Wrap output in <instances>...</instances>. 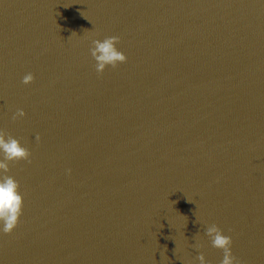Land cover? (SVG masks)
I'll use <instances>...</instances> for the list:
<instances>
[{
  "label": "water",
  "instance_id": "1",
  "mask_svg": "<svg viewBox=\"0 0 264 264\" xmlns=\"http://www.w3.org/2000/svg\"><path fill=\"white\" fill-rule=\"evenodd\" d=\"M0 135V264H264V0H0Z\"/></svg>",
  "mask_w": 264,
  "mask_h": 264
},
{
  "label": "clouds",
  "instance_id": "2",
  "mask_svg": "<svg viewBox=\"0 0 264 264\" xmlns=\"http://www.w3.org/2000/svg\"><path fill=\"white\" fill-rule=\"evenodd\" d=\"M118 37L110 36L103 40L93 39L90 53L95 61V70L102 73L107 66L115 68L118 64L126 62L127 57L117 49ZM33 80L31 73L26 74L22 83L28 84ZM23 110H18L12 117H23ZM38 140L39 137L37 136ZM27 149L20 145L19 141L9 136L0 135V170L7 171L8 162L18 159H27ZM17 182L11 177L0 173V231L10 233L16 226L22 206V197L18 191ZM213 248L222 250L223 258L220 264H237L232 253V238L223 233L215 224L206 227L204 233ZM200 264H206L205 256L198 255Z\"/></svg>",
  "mask_w": 264,
  "mask_h": 264
}]
</instances>
